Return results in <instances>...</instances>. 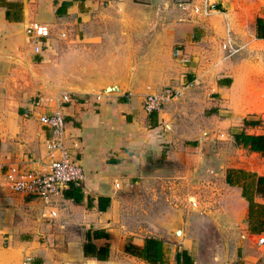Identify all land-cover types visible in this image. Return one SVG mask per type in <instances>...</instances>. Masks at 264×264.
I'll return each mask as SVG.
<instances>
[{
	"label": "crops",
	"instance_id": "crops-1",
	"mask_svg": "<svg viewBox=\"0 0 264 264\" xmlns=\"http://www.w3.org/2000/svg\"><path fill=\"white\" fill-rule=\"evenodd\" d=\"M101 1L0 0V264H149L127 250L129 244L141 246L145 237L161 241L164 264H174V254L181 250L198 264L191 256L190 238L174 240L169 230L163 229L134 233L115 224L119 184L155 163L161 146L171 147L164 143L185 140L183 148L189 147V142L201 135V113L205 109L212 110L219 128L231 130L232 139L240 132L264 133V51L229 61L226 72L216 76L210 89L201 83H189L179 101L163 105L150 121L142 109L143 94L137 89L125 90L124 94L89 92L85 89L88 84L80 86L81 81H86L84 76L76 72L66 76L64 71L82 70L78 57L86 53L72 43L83 39L84 29ZM208 5L204 4L205 10ZM222 13V46L228 52L224 46L227 37L237 52L230 21ZM31 21L46 24L50 30L48 49L39 54L33 52L23 33L25 24ZM248 33L264 46V0ZM92 56L93 53L85 58ZM30 70H41L34 72L36 82L24 79L23 71ZM14 76L17 78L13 89ZM187 77L190 79L191 75ZM58 91L71 96V101L62 104L63 137L67 147L76 145L73 151L83 173L78 186L81 196L75 201L63 192L55 203L46 204L6 190L1 180L10 164L37 172L46 170L44 139L48 131L37 120L42 108L35 106V98L30 97ZM207 93L214 95L206 105ZM243 120L258 122L244 124ZM249 152L243 164L225 167L224 181L227 173L236 183L251 181L252 201L264 205L263 190L254 192L255 177L264 176V156ZM231 186L240 195L241 188ZM98 197L108 198L103 210L97 207ZM240 199L242 216L247 219V201L241 195ZM251 210L254 213L259 208L252 205ZM259 219L264 221V209ZM168 223L167 219L165 224Z\"/></svg>",
	"mask_w": 264,
	"mask_h": 264
},
{
	"label": "rangeland",
	"instance_id": "rangeland-1",
	"mask_svg": "<svg viewBox=\"0 0 264 264\" xmlns=\"http://www.w3.org/2000/svg\"><path fill=\"white\" fill-rule=\"evenodd\" d=\"M262 2L102 0L84 29L83 39L72 43L87 56H94L80 54L82 70L63 73L84 76L86 81L80 86L88 84L85 89L89 92L110 85L111 91L105 94H124L134 88L144 96L171 86L180 94L163 105L177 102L189 83L210 89L216 76L226 72L229 61L264 51L248 33ZM221 12L228 16L238 48L233 54L222 46ZM177 48L185 60L174 55ZM35 71H23L24 79L36 82ZM16 78L11 80L13 89ZM213 95H205L206 105ZM230 131L219 128L212 110L205 109L196 143L185 149V140L164 143L171 147L161 146L155 163L119 184L115 224L134 233L163 229L169 230L174 240L190 238L191 256L198 264H264V244L257 245V233L250 232L263 213L255 210L249 221L243 218L238 189L224 181L225 167L243 164L250 153L234 143ZM260 226L263 231V220Z\"/></svg>",
	"mask_w": 264,
	"mask_h": 264
},
{
	"label": "built area",
	"instance_id": "built-area-1",
	"mask_svg": "<svg viewBox=\"0 0 264 264\" xmlns=\"http://www.w3.org/2000/svg\"><path fill=\"white\" fill-rule=\"evenodd\" d=\"M222 15L224 17V13ZM23 33L33 52L39 54L48 49L47 40L50 30L46 24L36 21L28 22L23 28ZM224 46L227 47L229 54L236 52L227 37ZM174 55L179 56L180 60H185L178 49H175ZM179 94V90L171 86L148 91L142 98V109L147 114L158 112L164 103L176 98ZM69 101H71L69 92H59L52 95L37 94L35 96L33 104L42 108V111L37 115V120L48 131V135L44 139L48 160L46 170L37 172L10 164L4 169L1 180L2 187L6 190L26 194L43 203L50 204L61 198L69 185L79 186L83 173L74 155L73 150L76 145L72 144L67 147L63 137L62 104ZM51 104L53 105L52 108L46 110ZM256 244H264V234L258 235ZM27 261L28 258L23 260L24 263Z\"/></svg>",
	"mask_w": 264,
	"mask_h": 264
},
{
	"label": "trees",
	"instance_id": "trees-1",
	"mask_svg": "<svg viewBox=\"0 0 264 264\" xmlns=\"http://www.w3.org/2000/svg\"><path fill=\"white\" fill-rule=\"evenodd\" d=\"M260 22V19H257V22ZM226 82L229 83V79ZM156 112H151L148 114V120L154 118ZM258 121L254 120H243V123L248 124H255ZM233 140L236 145H241L243 148H246L249 151L258 152L261 156H264V133L263 134H245L243 132H240L238 134L233 135ZM190 144L196 143L189 142ZM239 173H243V170H233ZM252 175V174H250ZM226 183L229 185H237L241 188L240 195L245 198L247 201V220L249 221V218L255 213H252L251 207L252 205H256L259 208V212L261 211L263 213L264 205L254 203L251 199V193L249 192V187L252 185L251 181H242L241 184L236 183L235 181H232L230 177L228 176V173L225 177ZM254 192L258 193L263 190L264 192V176H256L255 177V183H254ZM250 193V194H249ZM64 195L72 197L75 201H78L80 199V193L78 186H72L69 185L66 190H64ZM104 202L103 205H100V201ZM108 205V198H102L98 197L97 199V207L99 210L105 209V207ZM262 216V215H261ZM261 216H258L259 218ZM261 221L256 225L252 227L253 232H259L262 231L260 226ZM264 231V230H263ZM127 250L130 251V253L134 256H137L144 261H146L149 264H164L162 260V243L159 239L153 238V237H145L143 239V243L141 246H134V245H127ZM174 264H194L191 257L187 254L185 250L176 251L174 254Z\"/></svg>",
	"mask_w": 264,
	"mask_h": 264
},
{
	"label": "water",
	"instance_id": "water-1",
	"mask_svg": "<svg viewBox=\"0 0 264 264\" xmlns=\"http://www.w3.org/2000/svg\"><path fill=\"white\" fill-rule=\"evenodd\" d=\"M111 91V86L110 85H106L104 89H101V91L99 93H104V92H110Z\"/></svg>",
	"mask_w": 264,
	"mask_h": 264
},
{
	"label": "bare ground",
	"instance_id": "bare-ground-1",
	"mask_svg": "<svg viewBox=\"0 0 264 264\" xmlns=\"http://www.w3.org/2000/svg\"><path fill=\"white\" fill-rule=\"evenodd\" d=\"M170 220H172V218H170ZM179 235H180V232H179Z\"/></svg>",
	"mask_w": 264,
	"mask_h": 264
}]
</instances>
